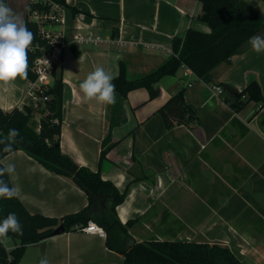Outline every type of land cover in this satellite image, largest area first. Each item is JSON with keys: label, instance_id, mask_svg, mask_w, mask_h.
Instances as JSON below:
<instances>
[{"label": "crops", "instance_id": "crops-1", "mask_svg": "<svg viewBox=\"0 0 264 264\" xmlns=\"http://www.w3.org/2000/svg\"><path fill=\"white\" fill-rule=\"evenodd\" d=\"M255 1L264 12L261 0ZM67 2L81 10L73 14L64 8L66 23L56 26L64 29L68 41L81 34L114 41L71 43L63 50L62 151L121 191L127 189L117 211L124 224L130 221L134 240L219 244L245 264H264V103L250 101L236 111L213 89L226 83L242 90L256 79L264 95V52L247 47L231 62L216 66L211 82L184 66L160 79L157 97L150 98L145 87L133 89L121 109L112 112V105L84 103L79 83L97 66L116 77L121 61L130 78L157 68L173 53L175 37H184L189 28L211 30L198 18L202 2ZM184 85L185 100L195 107L198 122L168 127L159 108ZM26 87V77L0 85V108H20ZM112 142L115 146L102 159ZM1 163L15 165L8 180L31 213L62 219L89 202L74 180L22 149L6 154ZM41 258L48 264H124L125 259L109 248L106 236L79 228L29 244L18 264H39Z\"/></svg>", "mask_w": 264, "mask_h": 264}, {"label": "trees", "instance_id": "trees-1", "mask_svg": "<svg viewBox=\"0 0 264 264\" xmlns=\"http://www.w3.org/2000/svg\"><path fill=\"white\" fill-rule=\"evenodd\" d=\"M72 11L80 12L78 7L67 0H52ZM8 5V0H4ZM202 11L198 18L206 22L209 32L189 28L184 37H175L173 53L157 68L147 74L130 78L126 62H120V72L114 77L116 103L112 112L122 107L128 93L137 88L149 90L150 98L157 97L161 90L158 82L165 75H176L184 66L189 67L199 78L206 82L213 80L212 70L222 62H231L232 56L250 46L249 38L259 36L264 31V12L248 0H201ZM50 5L44 0L30 2L24 18L34 39L28 50L27 79H35L34 59L52 49L48 39L40 34L39 24L30 17L34 11L48 12ZM53 84L47 91L49 99L38 108L27 101L23 108L15 107L10 111L0 108V139L6 138L9 129H18L19 136L12 145L13 151L22 149L41 162L46 168L58 174L70 177L88 194L89 202L81 209L62 219L31 213L16 196L0 200V221L9 213H15L23 233L9 232L8 238L16 242L10 251L13 259L10 264H18L25 248L34 242L53 235L54 229L63 224L64 231L78 229L89 221H94L106 231L109 248L122 253L124 264H245L227 246L197 241H143L134 240L129 234L130 221L123 223L117 207L125 200L127 189L121 191L111 180L104 179L99 171H93L79 165L61 148V123L63 110L64 83L62 62L52 69ZM224 98L236 110H241L250 101L264 103L260 83L250 80L248 85L237 90L222 83ZM186 86H182L164 105L159 108L168 127L175 124H193L198 122L196 109L185 100ZM38 113L39 117H35ZM115 123L112 122V127ZM110 137L106 138V141ZM107 145L101 158L115 146ZM5 145L0 144L1 159L8 154ZM2 179L8 183V175ZM5 249H0V264L7 258Z\"/></svg>", "mask_w": 264, "mask_h": 264}, {"label": "clouds", "instance_id": "clouds-1", "mask_svg": "<svg viewBox=\"0 0 264 264\" xmlns=\"http://www.w3.org/2000/svg\"><path fill=\"white\" fill-rule=\"evenodd\" d=\"M34 39L23 18L0 0V85H7L17 78H25L28 67V50ZM253 51L264 52V37L249 38ZM114 77L104 67L97 66L79 83V92L84 103L95 101L98 104L116 103ZM19 136L18 129H9L6 138L0 139L4 152H13L12 145ZM15 173V165L7 163L0 167V198L12 199L17 196V189L9 187L2 177ZM23 233L22 225L15 213H9L0 221V243L8 238V233ZM39 264H48L47 258H41Z\"/></svg>", "mask_w": 264, "mask_h": 264}, {"label": "built area", "instance_id": "built-area-1", "mask_svg": "<svg viewBox=\"0 0 264 264\" xmlns=\"http://www.w3.org/2000/svg\"><path fill=\"white\" fill-rule=\"evenodd\" d=\"M30 2H36L38 0H29ZM50 5L51 9L48 12L34 11L31 14V19L39 24L40 34L48 39L52 46L50 51H47L42 56H38L34 59L33 70L37 74L35 79H27V87L24 95V101L20 108H23L25 103L29 101L33 107L38 108L44 105L49 99L47 91L53 84L52 69L54 65H58L62 62L63 50L71 43H94L99 44L102 42H113L110 38H105L102 35L95 34H81L77 35L73 41H68L64 29L56 28V26H62L66 23L65 7L54 3L52 0H44ZM192 71L189 67H187ZM213 89L216 93H222L223 88L218 85H214ZM3 198H0L2 200ZM79 229L85 230L90 233H98L101 236H106V231L102 226L94 221H89L86 225H81ZM91 229V230H90ZM14 246H9L5 240L0 243V249H5L8 253L7 258L2 264H10L13 259V255L10 251Z\"/></svg>", "mask_w": 264, "mask_h": 264}, {"label": "rangeland", "instance_id": "rangeland-1", "mask_svg": "<svg viewBox=\"0 0 264 264\" xmlns=\"http://www.w3.org/2000/svg\"><path fill=\"white\" fill-rule=\"evenodd\" d=\"M249 1H251V3H253L258 8V3L255 0H249ZM260 2H262V4L264 5V0L263 1L261 0ZM28 3H29V0H10V8L13 10L14 13L23 17L25 7L27 8ZM21 4H23L22 7H21ZM35 117H39L38 113H35ZM6 241H7V244H9V246L16 244L15 241L9 238H7Z\"/></svg>", "mask_w": 264, "mask_h": 264}, {"label": "water", "instance_id": "water-1", "mask_svg": "<svg viewBox=\"0 0 264 264\" xmlns=\"http://www.w3.org/2000/svg\"><path fill=\"white\" fill-rule=\"evenodd\" d=\"M64 230H65L64 225H63V224H60V225H58V226L54 229V231H53V235H54V234L61 233V232H63Z\"/></svg>", "mask_w": 264, "mask_h": 264}, {"label": "snow or ice", "instance_id": "snow-or-ice-1", "mask_svg": "<svg viewBox=\"0 0 264 264\" xmlns=\"http://www.w3.org/2000/svg\"><path fill=\"white\" fill-rule=\"evenodd\" d=\"M91 230V229H90Z\"/></svg>", "mask_w": 264, "mask_h": 264}]
</instances>
